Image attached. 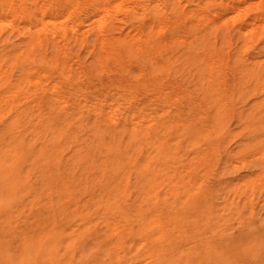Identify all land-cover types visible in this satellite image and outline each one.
<instances>
[{
	"label": "rangeland",
	"instance_id": "1",
	"mask_svg": "<svg viewBox=\"0 0 264 264\" xmlns=\"http://www.w3.org/2000/svg\"><path fill=\"white\" fill-rule=\"evenodd\" d=\"M0 219V264H264V0H0Z\"/></svg>",
	"mask_w": 264,
	"mask_h": 264
},
{
	"label": "bare ground",
	"instance_id": "2",
	"mask_svg": "<svg viewBox=\"0 0 264 264\" xmlns=\"http://www.w3.org/2000/svg\"><path fill=\"white\" fill-rule=\"evenodd\" d=\"M98 2H99V1H98ZM95 3H96V2H95ZM230 6H231V5H230ZM229 12H230V11H229ZM229 14H230V13H229ZM99 19H100V18H99ZM100 20H101V19H100ZM261 20H262V19H261ZM203 26H204V25H203ZM243 28H244V27H243ZM42 29H43V28H42ZM226 32H227V30H226ZM159 49H160V48H159ZM91 70H92V69H91ZM75 80H76V79H75ZM215 88H216V87H215ZM128 89H129V88H128ZM69 92H70V91H69ZM129 97H130V96H129ZM138 109H139V108H138ZM12 117H13V116H12ZM12 117H11V118H12ZM196 131H197V130H196ZM8 132H9V131H8ZM208 135H209V134H208ZM53 136H54V135H53ZM53 138H54V137H53ZM5 139H6V138H5ZM46 141H47V140H46ZM58 141H59V140H58ZM47 142H48V141H47ZM49 142H50V141H49ZM44 144H45V143H44ZM46 144H47V143H46ZM52 145H53V144H52ZM20 146H21V145H20ZM45 146H46V145H45ZM47 146H48V145H47ZM51 147H52V146H51ZM55 147H56V145H55ZM42 148H43V147H42ZM49 148H50V147H49ZM5 149H6V148H5ZM55 149H56V148H55ZM6 150H7V149H6ZM10 150H11V149H10ZM41 150H42V149H41ZM50 150H51V149H50ZM1 152H2V151H1ZM151 152H152V151H151ZM27 153H28V152H26L25 155H26ZM38 153H39V152H38ZM76 153H77V152H76ZM49 154H50V153H49ZM25 155H24V156H25ZM53 155H54V154H53ZM24 156H23V157H24ZM42 156H43V154L41 155V157H42ZM45 157H46V156H45ZM46 158H47V157H46ZM20 159H21V158H20ZM35 159H36V157H35ZM32 160H33V158H32ZM39 161H40V160H39ZM39 161H38V162H39ZM71 161H72V160H71ZM77 162H78V161H77ZM19 163H20V162H19ZM176 166H177V165H176ZM10 170H11V169H10ZM12 170H13V169H12ZM51 170H52V169H51ZM54 170H55V169H54ZM14 171H15V170H14ZM57 173H58V172H57ZM13 178H14V177H13ZM5 179H6V178H5ZM3 206H4V205H3ZM7 209H8V208H7ZM1 219H2V218H1ZM1 219H0V220H1ZM1 226H2V225H1ZM0 228H1V227H0ZM2 236H3V235H2ZM5 236H6V235H5ZM3 239H4V238H3ZM8 243H9V242H8ZM6 244H7V243H6ZM12 244H13V243H12ZM51 246H52V245H50V247H51ZM53 248H54V247H53ZM239 253H240V252H239ZM74 254H75V253H74ZM102 254H103V253H102ZM2 257H3V256H2ZM127 257H128V256H127ZM8 259H9V258H8ZM102 261H103V260H102ZM17 262H18V261H17Z\"/></svg>",
	"mask_w": 264,
	"mask_h": 264
}]
</instances>
